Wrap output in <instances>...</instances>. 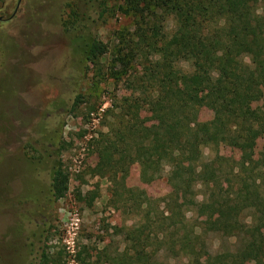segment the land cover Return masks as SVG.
Returning <instances> with one entry per match:
<instances>
[{
	"label": "trees",
	"instance_id": "obj_1",
	"mask_svg": "<svg viewBox=\"0 0 264 264\" xmlns=\"http://www.w3.org/2000/svg\"><path fill=\"white\" fill-rule=\"evenodd\" d=\"M109 1L76 0L68 6V20L78 23L74 51L86 72L96 67V75L110 52L96 33ZM118 9L129 15L133 30L116 38L106 77L123 78L130 91L103 110L109 121L96 145L106 159L101 174L111 183L110 201L132 208L142 222L126 228L122 250L106 252L96 264H161L162 255L167 264L179 258V264H245L247 252L259 246L256 226L264 221V151L255 163L203 159L202 149L221 140L248 148L264 130V106L261 112L252 107L257 85L264 87V6L259 11L257 0H124ZM169 18L175 27L166 34ZM81 98L76 95L71 109ZM204 103L215 114L200 121ZM141 107L158 117V130L145 131L134 121ZM54 147L50 192L59 200L70 178L59 158L65 147L47 141L46 150ZM133 164L146 184L160 179L168 166L165 179L171 189L193 196L197 184L207 188L205 198L219 213L218 224L200 227L186 220L181 206L172 203V193L160 207V199L127 186ZM210 232L240 244L208 262L205 236ZM41 262L57 261L43 250Z\"/></svg>",
	"mask_w": 264,
	"mask_h": 264
},
{
	"label": "rangeland",
	"instance_id": "obj_2",
	"mask_svg": "<svg viewBox=\"0 0 264 264\" xmlns=\"http://www.w3.org/2000/svg\"><path fill=\"white\" fill-rule=\"evenodd\" d=\"M75 1L39 0L38 15L30 18L28 27L35 33L29 40L38 41L35 54L25 47L29 40L18 47L11 40L3 41L7 55L0 53V264H45L41 262L43 250L56 264L100 263L106 252L114 255L124 248L126 228L142 222L132 208L124 209L110 201L111 183L101 174L106 159L96 145L109 121L103 110L114 103V98L129 95L123 78L106 77V69L111 66L113 57L109 54L116 38L133 30L132 20L118 9L124 0L109 1V11L98 23L96 33L110 52L102 60L100 75H96V67L86 72L72 44L78 23L72 25L68 20L63 29V21L56 19L59 14L61 20L66 19L67 5ZM257 3L261 11L264 0ZM51 15L56 19L51 27L55 38L42 33ZM174 27L169 18L165 33L170 34ZM26 45L30 47L31 42ZM245 61L248 63V59ZM181 66L188 69L187 64ZM79 93L81 101L71 109ZM200 95L204 97L205 93ZM263 106L264 87L259 83L252 107L261 112ZM214 114L213 106L204 103L198 118L205 121ZM133 119L145 131L159 128L158 117L145 107L138 108ZM254 139L248 148L232 140L217 141L202 149V158L256 163L264 151V130L258 131ZM49 140L65 147L59 158L70 179L67 192L59 200H54L50 192L49 162L56 149L46 150ZM168 170L165 166L160 179L146 184L140 180L139 166L133 164L126 185L143 190L151 199H160L156 200L160 207L166 195L172 193V203L181 206L186 220L200 227L218 224L219 213L205 198L207 188L197 184L193 196L171 189L165 179ZM256 229L261 247L247 252L245 264H264V221ZM205 239L208 262L240 244L216 232ZM166 260L164 255L159 257L161 264H167ZM181 262L180 258L170 260L171 264Z\"/></svg>",
	"mask_w": 264,
	"mask_h": 264
},
{
	"label": "flooded vegetation",
	"instance_id": "obj_3",
	"mask_svg": "<svg viewBox=\"0 0 264 264\" xmlns=\"http://www.w3.org/2000/svg\"><path fill=\"white\" fill-rule=\"evenodd\" d=\"M39 0H0V53H3L4 56L7 55L5 52V47L3 41H12L15 46H23V42L32 38L35 33L28 30L30 25V18L36 17ZM65 5V4H64ZM68 7V5H67ZM69 15V7L68 11ZM65 12V13H66ZM63 13V11H62ZM68 15L61 20V16L56 15L57 21L60 23L63 21V29L67 28ZM54 15H51L50 18L46 21L47 28L42 29V33L46 36H57L53 33L51 27L56 20ZM62 29V31H64ZM31 42V46L28 47V43ZM25 47L33 54H35V49L37 48L38 41H27ZM36 45V46H35ZM35 47V48H33ZM30 48V49H29ZM35 57V56H34ZM19 57L17 56V62ZM3 64V63H2ZM3 70V69H2ZM3 71L0 72V74Z\"/></svg>",
	"mask_w": 264,
	"mask_h": 264
}]
</instances>
